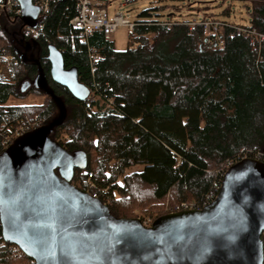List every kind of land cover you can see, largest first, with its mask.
<instances>
[{"label": "trees", "instance_id": "16d2710c", "mask_svg": "<svg viewBox=\"0 0 264 264\" xmlns=\"http://www.w3.org/2000/svg\"><path fill=\"white\" fill-rule=\"evenodd\" d=\"M240 1H249L250 23L264 33V0ZM144 9L125 50L116 49L100 31L80 39L71 24L75 0L55 1L41 13L37 38L24 32L21 17L0 14V51L17 59L7 78L0 75V154L8 129L35 116L47 125L60 114L56 101L34 84L40 65L67 109L50 136L85 158V169L107 188L101 200L115 217H137V208L148 212L166 200L172 205L201 203L221 185L229 161H264V59H258L256 47L226 28L225 46L218 48L209 43L201 24L191 28L188 19L174 13L160 18L150 7ZM22 38L31 43L27 59L22 58ZM134 41L138 45L132 48ZM50 44L90 87L95 97L91 108L52 79ZM92 47L98 55L94 70ZM29 95L45 96V101L8 104L11 97ZM137 165L142 169L126 173ZM83 170L76 169L74 183L84 178ZM166 214L154 216L153 222ZM262 239L264 244V233ZM2 241L0 264H35L22 250L16 254L10 249L16 244L4 240L0 224Z\"/></svg>", "mask_w": 264, "mask_h": 264}, {"label": "water", "instance_id": "95a60500", "mask_svg": "<svg viewBox=\"0 0 264 264\" xmlns=\"http://www.w3.org/2000/svg\"><path fill=\"white\" fill-rule=\"evenodd\" d=\"M24 26L38 27L39 7L18 0ZM27 59L31 43L22 38ZM52 79L74 97L91 90L63 53L48 47ZM34 84L58 104L52 122L18 137L0 154L3 238L35 264H264V161L244 158L226 172L218 196L201 210L168 213L145 226L115 217L101 199L73 184L85 158L50 136L67 109L39 65Z\"/></svg>", "mask_w": 264, "mask_h": 264}, {"label": "built area", "instance_id": "2783aa9c", "mask_svg": "<svg viewBox=\"0 0 264 264\" xmlns=\"http://www.w3.org/2000/svg\"><path fill=\"white\" fill-rule=\"evenodd\" d=\"M58 0H32V3L39 7L40 12H47L50 6ZM77 4V16L71 20V24L74 28L80 31V39L85 41L93 33L100 31L107 37L113 34L120 25H127L131 33L134 31L136 22L130 21L125 17V14L119 10L115 12L114 15H110L108 11V3L106 0H75ZM123 5V4H121ZM144 8H148L149 5L145 4ZM8 12L14 17H22V9L18 0H0V14L2 12ZM40 13V14H41ZM191 28L195 27L197 24H201L204 27L205 35L209 38V42L214 43L219 48L223 49L225 46L224 34L226 28L234 27L235 32L238 35H241L245 39H249L251 45L261 48L264 43V33L259 32L250 27H237V24L219 19L212 9L204 10V12L197 13L196 19L188 20L185 22ZM172 25V23H166ZM26 34L31 35L33 38L39 37V28H33L25 26ZM138 45L137 42H133L132 48H135ZM0 58L2 59L1 63L7 64L9 67L17 59L14 55L8 53L5 49L0 51ZM0 64V74H2L3 67ZM94 96L90 93L89 97L86 100L88 107L91 106V103L94 101ZM38 118V117H37ZM33 118L30 120H24L19 126H15L11 129H8L2 137V146L4 149L8 148L18 137L23 136L27 133H30L37 128L43 126L42 121ZM258 159V158H256ZM260 160V159H258ZM234 165V161H229L227 164V169L223 174L225 176L228 169ZM83 179H78L74 185L84 192L90 194L96 199H101V194L105 193L107 188L100 187L97 178L93 171L87 169L83 170ZM224 178V177H223ZM223 182V180H222ZM221 185L214 188L210 193L205 197L204 201L201 203L188 201L181 202L176 205H173L170 209H167L168 213H177L181 211L188 210H201L207 205H209L215 198L218 196ZM106 204V203H104ZM142 221V223L149 227L153 224V218L145 215H138L137 217ZM0 246H5V242L2 241ZM10 249L16 254L21 253V248L18 245H12Z\"/></svg>", "mask_w": 264, "mask_h": 264}, {"label": "rangeland", "instance_id": "374dc122", "mask_svg": "<svg viewBox=\"0 0 264 264\" xmlns=\"http://www.w3.org/2000/svg\"><path fill=\"white\" fill-rule=\"evenodd\" d=\"M108 3V11L110 15H114L117 10L123 12L125 17L130 21L135 22L139 19H142V11H144V5L148 4L152 9L153 16L160 15L162 18L163 15L169 13H174V17L178 19H196L197 13L204 12V10L212 9L215 15L222 20L237 24V25H246L250 21V12L248 7H250L249 1H240V0H226L224 2L210 1V0H197V2H192L188 0H162L155 2L156 0H106ZM123 4V5H121ZM164 8H162V7ZM160 7V8H159ZM154 8H159L155 10ZM26 30V28L24 29ZM108 39L113 40L115 48L118 50H125L129 46L131 41V31L127 25H120L117 30L111 34ZM133 44V43H132ZM12 63L9 67L5 63H1L3 67L2 77L7 78L9 73L12 70ZM1 67V68H2ZM45 101V96L42 95H29L24 99H18L11 97L8 101L10 105H28V104H41ZM38 116H35L37 118ZM34 117H27L26 120L33 119ZM39 119V118H37ZM42 120V118H40ZM43 121V120H42ZM142 169L141 165L134 166L126 170V173H131L133 171H139ZM119 182L122 183V178L119 179ZM171 201L158 204V207L147 212L146 209L142 210L137 208L135 213L138 215H150L152 218L161 214L163 211H167L173 205ZM146 210V211H145Z\"/></svg>", "mask_w": 264, "mask_h": 264}, {"label": "bare ground", "instance_id": "6f19581e", "mask_svg": "<svg viewBox=\"0 0 264 264\" xmlns=\"http://www.w3.org/2000/svg\"><path fill=\"white\" fill-rule=\"evenodd\" d=\"M50 8H51V6H50ZM50 8H49V10H50ZM48 10V11H49ZM47 11V12H48ZM77 4H76V14H75V16L74 17H76L77 16ZM73 17V18H74ZM72 18V19H73ZM71 19V20H72ZM237 27H250V28H253V29H255L254 27H252V25H251V23H250V21L246 24V25H237ZM235 28L234 27H232V28H229V34L230 35H238L236 32H235ZM255 30H257V29H255ZM258 31V30H257ZM38 33H39V31H38ZM78 33H79V38H80V31L78 30ZM239 36H241V35H239ZM107 37V36H106ZM209 43H211V42H209ZM263 46V45H262ZM262 46H261V48H258L257 47V45L255 46L256 47V49L258 50V59L259 60H263L264 59V57L262 56V54H261V50H262ZM218 47V46H217ZM219 48V47H218ZM97 50L94 48V47H92L91 49H90V59H91V64H92V70H94L95 69V65H94V57H97V59H98V55H97ZM13 63H17V61H15V62H13ZM88 86V85H87ZM89 87V86H88ZM91 90V89H90ZM86 107L87 108H91L92 107V105L90 106V107H88V104H86ZM39 118V117H38ZM37 120H39V121H42L40 118L39 119H37ZM42 123H43V121H42ZM21 124V123H20ZM19 124V125H20ZM19 125H17V126H19ZM254 159H256V158H254Z\"/></svg>", "mask_w": 264, "mask_h": 264}]
</instances>
